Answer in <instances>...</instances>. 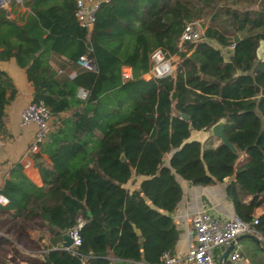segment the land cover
<instances>
[{"label": "trees", "instance_id": "trees-1", "mask_svg": "<svg viewBox=\"0 0 264 264\" xmlns=\"http://www.w3.org/2000/svg\"><path fill=\"white\" fill-rule=\"evenodd\" d=\"M237 1L109 0L99 5L89 31L75 17L74 0L0 6V59L13 57L24 68L31 100L42 101L54 117L32 153L42 184L13 163L0 187L7 198L0 229L17 238L36 229L37 241L47 235L40 264H160L178 238L172 211L182 187L176 175L200 185L229 177L225 191L234 214L256 216L264 241V209L257 212L264 207V58L255 53L264 38V0L242 7ZM19 4L23 11H14ZM201 17L203 38L179 47L184 25ZM248 26L262 29L237 35ZM158 47L177 56L176 65L170 74L145 79ZM84 55L95 70L77 63ZM123 64L132 68L124 81ZM16 91L0 68L2 138L9 136L5 107ZM220 118L235 151L212 134L190 138ZM133 175L143 178L129 188ZM80 221V244L59 247L62 233ZM244 241L242 254L264 264L260 245ZM224 264L232 263L226 258Z\"/></svg>", "mask_w": 264, "mask_h": 264}, {"label": "crops", "instance_id": "crops-1", "mask_svg": "<svg viewBox=\"0 0 264 264\" xmlns=\"http://www.w3.org/2000/svg\"><path fill=\"white\" fill-rule=\"evenodd\" d=\"M24 9V8H23ZM15 13H11V16ZM52 64H54L52 62ZM0 68L7 71L12 77L16 87L14 98L5 107L6 127L9 136L2 138L0 136V187L3 185L4 179L9 175V169L14 162H21L26 175L37 185L42 184V179L37 167L34 164L32 153L28 151L29 143L32 139L36 124L27 123L20 124V113L24 106L32 99V86L26 78V73L23 67H20L13 57L5 60L0 59ZM74 70H72V73ZM69 111L62 113V116L67 115ZM211 135L208 129L192 130L190 138L205 140ZM40 147V146H39ZM42 156L47 157L42 152ZM168 162V157L166 158ZM134 182H129V188H136L139 185L142 175H133ZM182 187L181 198L177 202L172 217L178 229V238L174 246V255L178 258H183L187 252L189 238L192 233L191 218L193 213L203 207L209 206L210 209L220 218H225L234 215V209L231 200L228 198L225 187L229 177H225L222 181H217L208 185L191 184L183 177L176 175ZM264 207H259L257 212H261ZM6 214L0 213V224L5 220ZM26 236V235H24ZM37 230L28 231L27 243L34 242L32 248L29 249L20 241H17L7 232L0 229V264H40L42 259L41 242L47 241V235L43 236L39 241L36 240ZM21 243V244H20ZM259 245L261 243H258ZM29 246V245H28ZM247 246L244 237H240L233 245V249L237 248L240 253V258L236 261L230 260L232 264H251L247 256L242 254L241 250ZM59 247H62L59 242ZM226 246L217 247L214 251L215 258L219 260L220 255L225 250ZM133 264V261H128ZM187 264V263H176Z\"/></svg>", "mask_w": 264, "mask_h": 264}, {"label": "built area", "instance_id": "built-area-1", "mask_svg": "<svg viewBox=\"0 0 264 264\" xmlns=\"http://www.w3.org/2000/svg\"><path fill=\"white\" fill-rule=\"evenodd\" d=\"M20 1V0H19ZM109 0H74V14L81 26L88 31L93 24L95 12L101 3ZM7 3V0H0V6ZM204 28L197 25L196 21L188 22L184 25L179 37L178 46L181 47L184 41L197 42L203 38ZM172 55H168L163 49L155 48L150 54V67L142 73L145 79L161 77L170 74L173 69ZM77 63L85 68L95 70L96 66L90 57L84 55L77 60ZM132 77V68L128 64L121 66V79L124 81ZM78 95L86 97L87 91L79 88ZM36 124L32 139L28 146V151L34 153L39 151L40 143L45 139L47 131L54 124V117L49 112L48 107L42 102L30 100L20 113V124ZM7 198L0 193V204H5ZM192 233L189 238V244L186 254L183 258H178L174 254L164 253L160 264H219L215 258L214 251L217 247L227 246L231 241L244 233H251L262 238L259 231L255 228L257 217L251 220H243L237 215H231L220 218L214 214L209 206H203L197 209L191 218ZM80 221L77 227L68 231L72 238V244L67 249L73 248L80 244L81 239L78 228L81 226ZM236 242V241H235ZM234 242V244H235ZM230 260L236 261L240 258L237 248H232L228 253Z\"/></svg>", "mask_w": 264, "mask_h": 264}, {"label": "water", "instance_id": "water-1", "mask_svg": "<svg viewBox=\"0 0 264 264\" xmlns=\"http://www.w3.org/2000/svg\"><path fill=\"white\" fill-rule=\"evenodd\" d=\"M93 24L90 26L92 28ZM255 53H256V56H257V59H263L264 58V38L263 39H259V42H258V45L256 46V49H255ZM256 89L259 90V87L256 86ZM179 116L183 119H188L189 118V115L186 114V113H183V112H179ZM223 122H224V119L223 118H220L218 119L216 122H214L209 130L211 132V134L215 137H217L218 139H220V141L228 146L232 151H235L236 148L234 146V144L229 140V138L227 137V135L225 134L224 130H223ZM189 127H191V123H189L188 125ZM121 158L124 157L123 154H121L120 156ZM158 174V172H157ZM119 183V182H118ZM136 233L139 234V229L134 225L132 224ZM240 237H250L251 239H253L255 242L257 243H261L260 244V247L264 253V241L262 240V238L260 237H257L251 233H244V234H241L239 236H237L235 238V240L231 241L225 248V250L222 252V254L220 255V258H219V264H224V260L226 259L228 253L230 252V250L233 248V245H234V242L236 240H238ZM72 244V238L70 237L69 233L67 231H64L62 233V239L60 241V245L62 247H69L70 245Z\"/></svg>", "mask_w": 264, "mask_h": 264}, {"label": "rangeland", "instance_id": "rangeland-1", "mask_svg": "<svg viewBox=\"0 0 264 264\" xmlns=\"http://www.w3.org/2000/svg\"><path fill=\"white\" fill-rule=\"evenodd\" d=\"M8 1H9V0H7V3H6L5 5H3L4 7H8V6H7ZM246 1H248V0H238L237 3H239V7H242L243 5L247 4V3H245ZM259 2H260V0H256L255 3H254L253 5L256 6V4H257V5L259 4ZM23 8H24V7H23L21 4H19L18 6H16V8H15L14 11L22 12V11H23ZM196 22H197V25H198V26L203 27V24H205V22H206L205 17H201V18L198 19ZM259 29H262V28H258V27H249V26H248V27L244 28L243 30L238 31L237 35H238V36H243V35H245V34H247V33H249V32H252V31H255V30H259ZM212 44L216 45V42H215V41H212ZM225 54H226V52H225ZM171 60L173 61V66L175 67V65H176L175 63H176V61H177V56L172 55ZM234 117H235V119H237V120L240 121L241 123L245 122V120H246V117H245V116H237V118H236V116H234ZM241 118H242V119H241ZM215 142L217 143L218 140H215ZM8 234L11 235L13 238H15L17 241H20V242L22 243V245H23V244H24L25 246L27 245L26 247H27L28 249H29V247L32 248V247L34 246V245H33L34 242H32V241H29V242H31V243H27V239H29V238H27V237L24 236V235H20V236H18V238H17V237L14 236V234H13L12 231L8 232ZM21 243H20V244H21ZM28 245H29V246H28Z\"/></svg>", "mask_w": 264, "mask_h": 264}]
</instances>
